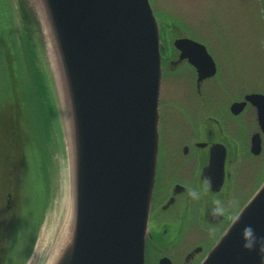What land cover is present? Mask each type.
<instances>
[{"label":"water","instance_id":"water-1","mask_svg":"<svg viewBox=\"0 0 264 264\" xmlns=\"http://www.w3.org/2000/svg\"><path fill=\"white\" fill-rule=\"evenodd\" d=\"M68 107L73 160L71 232L53 264H144L158 152L159 23L149 0H39ZM174 45L200 77L216 64L205 45ZM264 115V94L252 92ZM242 102L234 105H241ZM200 264H261L244 249L264 238V182Z\"/></svg>","mask_w":264,"mask_h":264},{"label":"rangeland","instance_id":"rangeland-1","mask_svg":"<svg viewBox=\"0 0 264 264\" xmlns=\"http://www.w3.org/2000/svg\"><path fill=\"white\" fill-rule=\"evenodd\" d=\"M150 4L160 22L171 20L162 25L165 32L203 42L219 62L222 76L235 77L243 88L264 90V0H150ZM7 25L24 63L27 60L30 68L36 65L42 72L55 115L43 185L39 165L32 156L30 162L26 158L33 134L25 117L27 104L19 102V90L13 97L6 93L0 65V264H53L70 235L74 210L66 93L39 0H0V28ZM27 37L35 45V64ZM165 82L161 101L180 89L178 82ZM55 216H66L68 228L52 252L50 240L38 244L44 242Z\"/></svg>","mask_w":264,"mask_h":264},{"label":"flooded vegetation","instance_id":"flooded-vegetation-1","mask_svg":"<svg viewBox=\"0 0 264 264\" xmlns=\"http://www.w3.org/2000/svg\"><path fill=\"white\" fill-rule=\"evenodd\" d=\"M160 29L162 84L179 91L158 98V152L145 234L144 264H200L264 181V115L235 77H200ZM190 37V36H188ZM200 41L194 37H190ZM164 81V82H163ZM241 105H234L236 103ZM196 188L201 197H189ZM235 202L214 218L212 201ZM215 228V234L209 229Z\"/></svg>","mask_w":264,"mask_h":264},{"label":"trees","instance_id":"trees-1","mask_svg":"<svg viewBox=\"0 0 264 264\" xmlns=\"http://www.w3.org/2000/svg\"><path fill=\"white\" fill-rule=\"evenodd\" d=\"M9 15H11L10 12L8 13L7 21L10 19ZM11 33L9 25L6 28H0V65L4 68L3 84L9 96L11 94L13 97V91L19 90V102L27 104V109L24 110L25 117L33 134L29 138L30 146L27 148L26 158L29 159L32 156L36 163L34 165H39L40 175L38 177H40L42 184L45 185L47 176L43 165L49 162L48 149L53 132L54 103L49 97L48 85L39 67L37 68L35 65L32 69L27 60V64L24 63L19 54L20 49L15 44L16 40L14 42V37L11 38ZM30 42V37H27V44L29 45ZM34 46V43L29 45V52L32 63L35 64L34 59L37 53ZM40 192L42 193L41 190Z\"/></svg>","mask_w":264,"mask_h":264},{"label":"clouds","instance_id":"clouds-1","mask_svg":"<svg viewBox=\"0 0 264 264\" xmlns=\"http://www.w3.org/2000/svg\"><path fill=\"white\" fill-rule=\"evenodd\" d=\"M189 197L194 200H199L201 197V193L196 189L192 188L188 192ZM214 207L212 208L211 212L214 218H222L225 213L229 210V207H235V202L229 201L225 202L220 199H214L212 201ZM240 214L232 216L233 225L239 223L240 221ZM210 234L214 235L216 229L210 228ZM242 239L244 241L243 247L248 251L258 250L261 256V264H264V238H257L255 235L254 229L251 226L244 227L242 231Z\"/></svg>","mask_w":264,"mask_h":264},{"label":"bare ground","instance_id":"bare-ground-1","mask_svg":"<svg viewBox=\"0 0 264 264\" xmlns=\"http://www.w3.org/2000/svg\"><path fill=\"white\" fill-rule=\"evenodd\" d=\"M61 201H62L61 203H64L63 196L61 198ZM68 201L66 200V204L68 203V208L70 209L71 208L70 207L71 201H70V199ZM69 203H70V205H69ZM67 228H68V219L66 220V216H64V218L61 216H59L57 218V216H55L53 218V220L51 221L50 226L47 228V230L45 232L46 234H44L45 235L44 242L43 241L39 242L38 246L43 245V244L46 245L47 242L45 240L48 239V240H50L49 250L50 251L52 250V252H55L56 247L59 245L61 238H63L65 236Z\"/></svg>","mask_w":264,"mask_h":264}]
</instances>
